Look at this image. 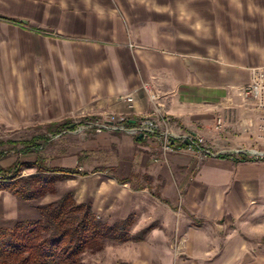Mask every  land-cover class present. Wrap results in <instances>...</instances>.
I'll return each mask as SVG.
<instances>
[{
  "label": "crops",
  "instance_id": "1",
  "mask_svg": "<svg viewBox=\"0 0 264 264\" xmlns=\"http://www.w3.org/2000/svg\"><path fill=\"white\" fill-rule=\"evenodd\" d=\"M150 7V0H0V71L9 81L3 85L30 94L32 116L107 123L89 130L94 140L68 148L62 161L79 172L67 175L74 201L90 205L97 218L131 217L137 194L172 213L181 203L187 221L198 224L187 235L197 262L212 261L210 224L223 221L237 224L245 238L249 233L264 264V157L253 106L240 95L249 70L264 66V4L256 10L261 18H167L153 3L155 18ZM126 95L131 106L119 100ZM162 116L175 141L199 135L212 155L177 153L154 162L158 144L129 132L145 118L163 130ZM218 117L226 123L221 132L214 128ZM83 151L92 158L80 161ZM21 205L0 190V228L21 217ZM186 219L180 216L178 232ZM144 237L106 254L150 264L155 236Z\"/></svg>",
  "mask_w": 264,
  "mask_h": 264
},
{
  "label": "rangeland",
  "instance_id": "2",
  "mask_svg": "<svg viewBox=\"0 0 264 264\" xmlns=\"http://www.w3.org/2000/svg\"><path fill=\"white\" fill-rule=\"evenodd\" d=\"M150 1V15L155 18L157 13L152 7L153 3L164 6L163 11L167 18H188L191 14L194 18H261L260 13L256 10H260V6L264 4V0ZM6 74L8 72L0 71V169L13 171L17 167L19 178L36 174L46 175L45 177L57 175L58 173L52 172L38 173L36 168L28 166L37 164V166L40 165L48 171L63 168V159L70 157L68 148L84 147L94 140L93 134L89 130L87 132L75 131L85 122H93L94 120L45 118L41 116V111L32 116L29 102L30 94L20 95L18 93L19 88L4 86V83L9 82L5 81L4 75ZM65 130H69L70 133H64ZM24 142H30L31 152L24 153ZM76 152L79 151L76 150ZM88 158H92V156L88 157L87 152L83 151L80 161ZM73 179L70 176L61 177L54 183L52 192H47L43 197L36 200L20 201L22 202V215L18 220H35L39 217L37 210L39 206L56 202L66 193L72 194ZM4 182L9 181H0V183ZM136 196L130 213L135 222L132 230L133 236L130 237L132 240H136L140 237H148L151 233L154 234L155 237L152 241L155 243L150 247V264H262L256 261L257 247L254 239L249 237V233L245 238V233L239 230L237 224L224 225L223 221L210 224V233L214 236L216 244L211 247L213 250H210L211 257L209 258L212 261L197 262L191 253L187 235L190 232L189 227L198 224L187 221L186 215L189 216V211L180 203L175 208L176 212L172 213L167 207L157 203L147 194H137ZM180 216L186 219L188 225L182 232H178L176 229ZM98 219L108 224L117 222L116 220L108 221L101 216H98ZM12 225L13 222L6 223L3 227L10 228ZM149 227H153L154 230L150 233L145 232L144 230ZM164 236L166 238L165 246L158 244L163 242L162 237ZM245 242L246 249L244 250L245 247H243L240 252L239 244ZM118 246L121 245L109 242L105 243L99 251H87L81 256V263L134 264L133 262L118 261L110 254H106L109 250L115 249L117 252L119 248H122Z\"/></svg>",
  "mask_w": 264,
  "mask_h": 264
},
{
  "label": "trees",
  "instance_id": "3",
  "mask_svg": "<svg viewBox=\"0 0 264 264\" xmlns=\"http://www.w3.org/2000/svg\"><path fill=\"white\" fill-rule=\"evenodd\" d=\"M29 143H23L24 153L31 152ZM28 167L36 168L38 173L58 174L19 178L17 167L13 171L0 169V181H9L0 183V190L20 201H32L52 192L61 177L79 173L63 168L48 171L37 164ZM37 210L39 217L35 220H18L10 228H0V264H82L81 256L87 251H99L109 242L132 240L131 217L113 224L100 221L90 205L77 204L71 193Z\"/></svg>",
  "mask_w": 264,
  "mask_h": 264
},
{
  "label": "built area",
  "instance_id": "4",
  "mask_svg": "<svg viewBox=\"0 0 264 264\" xmlns=\"http://www.w3.org/2000/svg\"><path fill=\"white\" fill-rule=\"evenodd\" d=\"M250 77L248 83L241 88L240 95L245 101H249L253 106L255 114V122L252 127L255 129V138L260 143V149L258 155L264 157V66L253 67L249 70ZM144 90L149 91V88L143 87ZM152 102L157 100L156 94L149 95ZM126 105L131 106L134 99L131 95H126L119 99ZM157 113L158 110H157ZM112 121V118L107 119ZM120 123L126 122L124 117H119ZM160 121L164 125V129L159 128L158 123L155 120L142 119L135 129H132L129 133L132 135H142L147 138H151L159 146L160 157H155L154 162H166V157L169 154L188 153L199 158H205L212 153L205 146L204 138L199 135H187L182 139L174 140L172 134L169 132V120L167 117H161ZM226 123L224 118L218 117L215 120L214 128L221 132L225 130ZM96 128L97 130L106 129V124H93L86 122L82 126L78 127L75 131H86ZM64 133H70L69 130H65ZM262 144V145H261Z\"/></svg>",
  "mask_w": 264,
  "mask_h": 264
},
{
  "label": "water",
  "instance_id": "5",
  "mask_svg": "<svg viewBox=\"0 0 264 264\" xmlns=\"http://www.w3.org/2000/svg\"><path fill=\"white\" fill-rule=\"evenodd\" d=\"M23 24H24V22H23ZM141 137H142V135H139V136H138V139H141Z\"/></svg>",
  "mask_w": 264,
  "mask_h": 264
}]
</instances>
